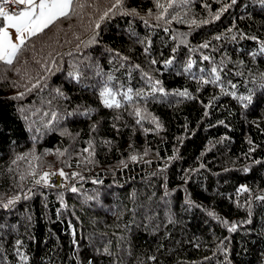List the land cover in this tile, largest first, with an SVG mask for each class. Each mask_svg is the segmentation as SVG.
<instances>
[{
	"label": "trees",
	"instance_id": "1",
	"mask_svg": "<svg viewBox=\"0 0 264 264\" xmlns=\"http://www.w3.org/2000/svg\"><path fill=\"white\" fill-rule=\"evenodd\" d=\"M80 2L0 62V264H264V6Z\"/></svg>",
	"mask_w": 264,
	"mask_h": 264
},
{
	"label": "snow or ice",
	"instance_id": "2",
	"mask_svg": "<svg viewBox=\"0 0 264 264\" xmlns=\"http://www.w3.org/2000/svg\"><path fill=\"white\" fill-rule=\"evenodd\" d=\"M188 2L189 0H167V3L164 4L160 3V0H156V6L162 9L161 15L156 17L157 20L161 19L164 14L168 12V9L173 8L174 6L179 7L181 4H187ZM259 2L262 6H264V0H259ZM232 3L235 4L236 0H232ZM9 5L15 6L19 10H13L12 8L8 7ZM123 5L124 0H115V3L112 5V7L108 11H106L100 19L104 20L105 18H107L109 16V12H112L113 9L120 11L123 8ZM85 6L86 4L81 3L80 0H0V62L6 65H12L29 39L39 35L40 33H43L45 29L49 28L58 20L69 18L73 14L74 8L83 9ZM223 10L224 9H222V11ZM149 13L151 14V10H149ZM113 14L116 13L113 12ZM120 14L128 13L121 12ZM132 14H135V10H133ZM216 18L218 19L219 15H217ZM96 27L99 28L100 25L96 24ZM10 29L14 31L15 39H13L12 31H10ZM165 31H167V29H165ZM219 38L220 37H216V39ZM253 39L255 38L253 37ZM90 42L94 43L95 37H93L92 41ZM202 47L207 48L208 44L205 43L202 45ZM260 52L264 53V42H261ZM253 55L255 56V54ZM203 59L209 60V57L204 56ZM152 63L155 64L156 61L153 60ZM165 64H172V60L165 61ZM191 67L192 62L190 61L185 71H189ZM201 71H203V69ZM210 75L213 78L211 80H203V83H216L220 80V75L215 66L211 68ZM111 79L112 77H109V80ZM160 83L161 82L159 80L155 81V85H159ZM155 85L153 86L154 92L158 91L164 93V89L162 87L157 88ZM233 87H235V85H233ZM131 92L132 89L129 88L127 93H124V98L127 100H131L132 97L131 95H129V93ZM178 94L181 96L188 95L186 90ZM100 95L103 98V104L105 107H121L120 101L115 98L117 93L114 92L112 88L105 86L104 89L100 92ZM136 95L139 96L142 95V93L137 92ZM240 99L248 100L249 102H251L250 97H240ZM136 114H140L139 109L136 110ZM137 123H139V121H137ZM85 151L88 150L85 149ZM22 158L23 157H21V159ZM131 159L135 161L137 157L132 156ZM59 175L64 176L65 173L61 171ZM48 176L49 174L45 173L44 176L41 177V180H43L45 184H47ZM41 180H37L36 183L39 184ZM71 191L76 192L78 190L73 187ZM238 191L247 192L249 191V189L247 187H241L240 189H238ZM15 199L18 200L19 197H16ZM256 199L264 200V196H258ZM13 203H15V200L10 199L8 200L7 204L4 205V207H8ZM225 223H227V221H225ZM235 228L236 226L233 224L232 227L229 228V231H234ZM17 243L19 244L20 242L17 241ZM105 251H107V249H105ZM21 259H26V257L22 256Z\"/></svg>",
	"mask_w": 264,
	"mask_h": 264
},
{
	"label": "built area",
	"instance_id": "3",
	"mask_svg": "<svg viewBox=\"0 0 264 264\" xmlns=\"http://www.w3.org/2000/svg\"><path fill=\"white\" fill-rule=\"evenodd\" d=\"M8 7L12 8L13 10H19L15 6H12V5H9ZM20 7H22V6H20ZM57 177L58 176L56 175V178H54V177L52 178V176L49 175L48 176V180H47V184L52 185V186L59 185V187H62V186H66L67 185L66 181H62V183H58ZM98 180H100V179H98Z\"/></svg>",
	"mask_w": 264,
	"mask_h": 264
},
{
	"label": "rangeland",
	"instance_id": "4",
	"mask_svg": "<svg viewBox=\"0 0 264 264\" xmlns=\"http://www.w3.org/2000/svg\"><path fill=\"white\" fill-rule=\"evenodd\" d=\"M10 31H12V35H13V39H15V33L13 30L10 29ZM117 99V98H116ZM45 173H48L49 175L52 176V178H56V175L59 174L60 172L56 169H49V170H46ZM44 173V174H45ZM44 182V181H43ZM45 183V182H44Z\"/></svg>",
	"mask_w": 264,
	"mask_h": 264
}]
</instances>
